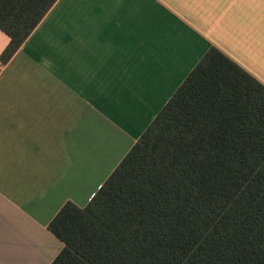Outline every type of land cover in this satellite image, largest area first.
<instances>
[{
	"label": "crops",
	"instance_id": "obj_1",
	"mask_svg": "<svg viewBox=\"0 0 264 264\" xmlns=\"http://www.w3.org/2000/svg\"><path fill=\"white\" fill-rule=\"evenodd\" d=\"M212 47L264 85V0L57 1L0 60V264L53 263L51 221L88 205Z\"/></svg>",
	"mask_w": 264,
	"mask_h": 264
},
{
	"label": "trees",
	"instance_id": "obj_2",
	"mask_svg": "<svg viewBox=\"0 0 264 264\" xmlns=\"http://www.w3.org/2000/svg\"><path fill=\"white\" fill-rule=\"evenodd\" d=\"M58 0H0L7 64ZM48 229L52 264H264V85L212 47L114 172Z\"/></svg>",
	"mask_w": 264,
	"mask_h": 264
},
{
	"label": "rangeland",
	"instance_id": "obj_3",
	"mask_svg": "<svg viewBox=\"0 0 264 264\" xmlns=\"http://www.w3.org/2000/svg\"><path fill=\"white\" fill-rule=\"evenodd\" d=\"M88 188L90 189V188H91V186H88Z\"/></svg>",
	"mask_w": 264,
	"mask_h": 264
}]
</instances>
